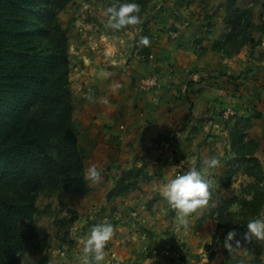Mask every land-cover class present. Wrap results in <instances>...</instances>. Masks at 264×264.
Here are the masks:
<instances>
[{
    "label": "crops",
    "instance_id": "0c3cea01",
    "mask_svg": "<svg viewBox=\"0 0 264 264\" xmlns=\"http://www.w3.org/2000/svg\"><path fill=\"white\" fill-rule=\"evenodd\" d=\"M153 1L157 5L149 4L140 24L111 33L105 29L102 11L97 16L104 25L98 18L81 23L80 28L87 27V31H81L71 43L72 91L93 96L75 120L79 147L84 150L83 143L89 142V153L94 154L81 150L86 157L85 173L95 165L101 173L100 182L104 183L105 175L110 176V182L94 201L101 217L95 214L86 219L81 232L59 237L60 232L48 231L53 234L52 257L48 263L45 256L46 264H65V260L67 264H81L83 244L79 241L88 237L94 223L104 221L114 226L115 233L102 264H184L180 257L172 261L162 252L171 245L195 254L191 246L197 243L195 235L189 239L186 229L199 211L186 219L178 217L159 195L163 185L178 171L183 174L193 166L203 169V161L212 157L219 159V166L203 174L212 181L211 192L224 185V156L218 148L225 145L229 157L231 142L225 125L214 114L220 105L232 106L238 116L253 113L249 138L258 141L264 136V9L259 2L238 0L239 6L251 8V21L260 30L251 34L252 43L225 55L215 45L224 42L230 28L226 23L227 0H204L211 3L206 8L196 0L168 7L165 0L167 9ZM87 2L90 12L101 6L94 0ZM177 13L193 23L187 26L177 22L173 18ZM167 22L179 31L178 38L171 39L165 33ZM149 33L154 35L149 37ZM142 36L150 40L146 55H132L134 38ZM151 73L159 75L158 85L150 91L137 88V80ZM177 127L181 130L174 139L172 131ZM255 155L263 165V156L257 151ZM132 167L141 169L144 178L139 175L136 188L128 195L107 200V192ZM88 182L93 191L97 186L103 188ZM114 201L121 213L109 218L101 208L108 203L115 205ZM72 236L75 240L70 239Z\"/></svg>",
    "mask_w": 264,
    "mask_h": 264
},
{
    "label": "trees",
    "instance_id": "16d2710c",
    "mask_svg": "<svg viewBox=\"0 0 264 264\" xmlns=\"http://www.w3.org/2000/svg\"><path fill=\"white\" fill-rule=\"evenodd\" d=\"M71 1L0 0V264H23L37 242L43 251L48 233L37 220L41 193L90 190L73 114L70 31L58 16ZM151 1L111 0L108 5L135 2L141 18ZM226 11L230 28L215 47L231 55L253 42L257 26L251 8H238L237 0H228ZM141 53L146 55V47ZM241 121L229 134L237 166L228 176L242 170L253 180L242 196L223 199L215 207L219 227L234 219L233 203L245 218L264 205V170L255 155L259 142L248 137ZM139 175L141 169L134 167L123 172L106 199L132 191Z\"/></svg>",
    "mask_w": 264,
    "mask_h": 264
},
{
    "label": "rangeland",
    "instance_id": "374dc122",
    "mask_svg": "<svg viewBox=\"0 0 264 264\" xmlns=\"http://www.w3.org/2000/svg\"><path fill=\"white\" fill-rule=\"evenodd\" d=\"M87 1L89 0H72L58 14L60 22L64 26L68 27L70 31V41H69L68 50H70L71 43L74 42L79 37L81 31H87L86 30L87 27L80 28L81 23H84L85 25L87 21L92 20L94 18H98L99 23L104 25L103 24L104 21L101 20L102 17H98L97 15H99V13L102 11L104 12V10L107 7H109L108 3L111 0H94V3L96 5H101V6H95V11L94 9H92L91 12H90V7L86 5L88 3ZM158 1L161 2L160 6L162 8L167 9L168 7H174V5L172 4L175 5H178L179 3L188 4L191 0H182V2H180L179 0H174V1L172 0L171 1L172 3H168V0H166L168 7H165V0H158ZM196 2L199 5H202L201 8L204 7L206 8L208 7V5L211 4L210 2H206L204 0H196ZM254 2L257 3L259 2L260 7L264 9V0H254ZM149 4L157 5V3H155L153 0ZM237 6L240 9L244 8L243 6H239L238 0H237ZM176 10L178 9L176 8ZM171 13H173V10L171 11ZM179 14L180 15H178L177 13V15L173 16V18H175L177 22H181V23L185 22L187 26H190L193 23V21L186 18L185 15H182L181 13ZM141 19L142 17L140 18V20ZM144 27L145 25H142L143 30ZM163 28H165V33H167V35L170 30H176L173 23L170 24L169 22H167V25H165ZM163 28L161 29L162 31H164ZM105 29L111 33L112 31H117L110 29L108 27H106ZM259 30L260 28H256L255 30H253L255 35L259 32ZM153 35L154 33H149V37ZM176 38H171V39H176ZM134 39L140 40V38H134ZM134 41L132 42V49L130 52L132 55L135 54L133 47ZM142 47L139 53L135 55L142 54L141 53ZM131 54L129 56L132 57ZM69 56H70V52H69ZM70 67H71V61H70ZM70 86H71V82H70ZM72 92H73V104H74V113H73L74 119L78 121V116L82 114L81 109L83 105L86 103H90L93 96L90 94L89 95L84 94V92L82 94H76V91H72ZM227 107H231L235 113L228 118H224L223 113ZM214 114L219 116L220 120L225 125L224 128L226 129L229 139H230L229 136L230 130L232 129L234 123L240 120V118H242L240 125L241 127L244 126L247 132L252 124L251 119L253 113H250L248 115L238 116V111L234 109L232 106L221 107L220 105L218 109L215 110ZM244 118L249 119L248 120L249 122L247 123ZM176 129L174 130L172 129L174 139L179 138L177 131L181 130L180 127H177ZM258 142L259 145L256 150L257 154L260 153V155L263 156L264 159V136L263 137L260 136ZM83 147L84 150L79 147L80 151L81 150L83 152L85 151V153H88L87 155H94L93 153H89L90 152L89 142H84ZM218 149L220 150V152L223 153L224 156L222 160L225 166L224 168L226 170V174L224 176L225 180L223 181L224 185L221 183L219 188L216 189V191L211 192V204L209 203L207 209H204L203 211H199L198 215L193 217L192 223H189L186 229L189 231V233L187 234L189 239L191 238V235H195L194 239L195 241H197V243L195 245L193 244L191 245L195 248V250H193L195 251V254H190V252H188L187 250H186L187 252L185 251V253H183L179 249L171 245H168L162 253L164 256L170 258L172 261H175L177 257H180V259L183 260L184 264H264V243H259L255 241L248 243L242 240L243 233L247 230L246 227L247 223L251 220L264 217V205L262 206L261 211L257 215L245 218L239 214L238 204L233 203L230 206V210L235 212L234 219H230V222L223 225V227L218 226V221L216 220L215 214L213 213L215 207L223 199H227L232 196H242L243 195L242 190L246 186H248L250 182H252L253 180L250 176L246 175L242 170H239L236 173H233L232 175L228 176V174L237 166V163H234V157H235L234 152L232 151V147H231L233 156L231 155V151H230L229 157H226L228 156L227 147L225 145L223 146V148L219 146ZM83 157L84 159L86 158L84 154ZM263 166H264V162L262 167ZM102 173H104V170L102 171ZM105 176L106 179L104 180V183L100 181L98 182L99 186H103V188L100 187L99 189V187L97 186L94 191L92 190V187H90V190L83 193H70V192L59 191L55 193L43 192L40 194L39 199L37 201L39 208L37 220L40 223V225L43 227L45 232L48 233L47 243L43 247V251L40 252L38 250V247L40 246V242H37L35 247L32 248L29 254L25 257L23 264H46L47 261V259L45 260L46 255L48 257V263H49V258L52 257L51 251L49 250L51 247L53 234L48 231L56 230L60 232L58 233L59 237H61L63 233L69 234V233L81 232L82 231L81 224L85 222L86 219L93 218L95 214H97L96 216H98L99 214V216L101 217L100 214H102V212L98 207H96L94 201H97L99 197V196L97 197V195L99 193L101 195L102 189L106 190L110 182V176L109 175L108 176L105 175ZM261 186L264 188V179L263 182L261 183ZM92 193H94V195H92ZM113 199L115 200L116 198ZM114 203L115 205H112V203H108L106 207L101 208L102 210H104L103 212H106V215L109 218L112 217L113 215L115 217L120 216L121 213L120 205L116 201H114ZM115 212H118L119 215H116ZM226 219H229V216H227ZM232 230H235L236 236L233 239V241H231V243H233L232 250L228 251L224 247V240L227 233ZM168 231L171 232L172 230L169 229ZM199 235L201 238L199 237ZM70 239H74V236L70 237ZM236 240L241 241V244L239 246H235ZM79 243H82V241H79ZM156 249L157 248H154L153 252H156L157 251Z\"/></svg>",
    "mask_w": 264,
    "mask_h": 264
},
{
    "label": "clouds",
    "instance_id": "9594fccd",
    "mask_svg": "<svg viewBox=\"0 0 264 264\" xmlns=\"http://www.w3.org/2000/svg\"><path fill=\"white\" fill-rule=\"evenodd\" d=\"M139 13L140 6L135 2L113 4L104 10L106 26L117 31L128 26H136L141 23ZM139 44L147 47L150 40L147 36H142ZM219 164V159L215 157L204 160L203 169L198 170L193 166L185 173L176 175L163 185L159 195L181 219H186L197 211L207 209L211 200L212 181L206 178L203 171L214 169ZM101 178V173L95 165H90L84 175V180H89L92 183H98ZM246 227L247 230L242 236L244 242L264 243V217L249 221ZM114 233V226L110 222L94 223L91 226L90 234L82 241L83 259L81 264H102L105 260L106 246L112 240ZM235 236L236 232L232 230L225 237L224 247L228 251L233 248L231 241ZM240 244V240L235 241V246ZM65 264H67V260H65Z\"/></svg>",
    "mask_w": 264,
    "mask_h": 264
},
{
    "label": "built area",
    "instance_id": "2783aa9c",
    "mask_svg": "<svg viewBox=\"0 0 264 264\" xmlns=\"http://www.w3.org/2000/svg\"><path fill=\"white\" fill-rule=\"evenodd\" d=\"M168 35L171 38H176L179 35V31L178 30H170L168 32ZM134 53L138 54L139 51L141 50V45L139 44V40H135L134 41ZM160 81L159 75L157 73H153V74H149V75H145L141 78H139L136 82V86L137 88H139L140 90H144V91H150L152 89H154L158 83ZM235 112L231 107H227L226 110L223 113L224 118H228L231 115H233ZM182 174V171H178L176 172V175H180ZM116 215H119L118 212H115Z\"/></svg>",
    "mask_w": 264,
    "mask_h": 264
}]
</instances>
